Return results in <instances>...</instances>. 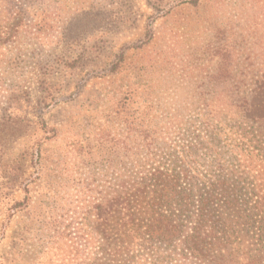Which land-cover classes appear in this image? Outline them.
<instances>
[{
	"label": "rangeland",
	"instance_id": "obj_1",
	"mask_svg": "<svg viewBox=\"0 0 264 264\" xmlns=\"http://www.w3.org/2000/svg\"><path fill=\"white\" fill-rule=\"evenodd\" d=\"M90 1L64 3L89 6ZM109 1L96 2L97 12L86 21L87 28H77L83 31L84 54L73 68L57 63L59 57L75 53L73 47H49L40 59L32 57L23 67L0 62L5 83H21L31 91V98L14 94L9 109L6 96H0V264H71L65 246L54 254L48 238L53 232L39 222L45 220L46 225L54 214V225L62 230L58 229L59 243L68 241V231L81 236L79 227L94 225L103 199V179L111 197L115 177L131 170L127 157H134V146L141 143L148 126L162 129L173 123L181 128L185 143L196 144L193 171L200 177L195 187L201 191L214 188L220 173L212 150L222 152L226 167L234 157L225 152L223 143L208 142L213 132L201 112L224 108L230 97L228 78H242L250 57L259 53L258 59L264 61V0H206L199 7L184 4L168 12L154 11L146 0ZM160 1L164 6L168 0ZM134 42L140 47L130 50L126 60L114 58L117 49ZM230 51L235 65L228 71ZM46 54L50 59L44 60ZM38 60L51 65L48 79L59 89L58 100L43 109L56 132L39 130V111L27 104L36 96ZM138 65L143 67L140 72L132 69ZM7 114L16 121L14 127L24 122L26 130L6 140L2 120ZM249 132L251 138H240L241 146L250 152L242 157H256L264 149L262 132ZM174 143L164 150L156 141L153 152L166 157ZM19 157H34L32 164L27 161L25 175L31 209L7 221L9 195L16 200L24 197L20 189L9 194L8 188L13 175L8 164ZM102 160L108 164L105 177L101 176ZM25 229L29 233L23 249L14 253L12 242ZM252 231L260 233L256 227ZM246 239L247 259L261 255L264 261V231Z\"/></svg>",
	"mask_w": 264,
	"mask_h": 264
},
{
	"label": "trees",
	"instance_id": "obj_2",
	"mask_svg": "<svg viewBox=\"0 0 264 264\" xmlns=\"http://www.w3.org/2000/svg\"><path fill=\"white\" fill-rule=\"evenodd\" d=\"M64 1L0 0V62L23 67L32 57L40 59L49 47H73L77 48L75 53L58 56L57 62L64 69L73 68L74 62L84 54L80 45L84 40L83 31L77 28H87L86 21L97 12L96 2L108 4L110 1L92 0L89 6L69 7ZM205 1L168 0L164 6L160 0H146V3L154 11L168 12L184 4L199 7ZM138 47L140 44L135 42L124 44L115 51L114 58L126 60L128 52ZM258 57H261L259 53L250 57L243 67L242 78H228L230 97L223 109L201 112L205 125L213 132L208 142L223 143L225 152L234 155L226 167L227 159L222 152L212 150L214 166L220 171L214 188L201 191L195 187L200 180L193 171L196 144L185 143L178 125L169 123L162 129L148 126L141 143L134 146V157H127L131 170L119 172L115 177L111 197H107L106 179H103V199L94 225L87 223L79 227L83 230L81 236L68 231V241L59 243L57 238L62 230L54 225V214L46 225L45 220L39 222L53 232L48 238L54 254L63 245L71 264H264L261 255L247 259L249 241L246 239L264 231V149L262 153L259 150L256 157L250 154L242 157V153L250 152L241 146L240 139L242 136L251 138L248 133L254 129L262 132L264 139V61ZM227 58L230 71L235 65L233 51ZM47 59L50 58L46 54L44 60ZM38 62L36 96L27 104L39 111V130L56 132V127L45 119L43 109L58 100L59 89L48 79L52 74L51 65L43 60ZM142 68L140 65L132 67L137 72ZM214 79L210 81L213 83ZM14 94L31 98V91L25 85L8 84L0 77V96H6L7 109L11 107ZM12 123L16 121L9 114L5 115L2 129L6 140L26 130L24 122L17 127ZM134 135L137 139V130ZM156 141L164 150L170 142H175L173 152H166V157H156L158 154L153 152ZM29 159L32 164L34 157ZM29 159L19 157L16 163L8 164L13 170L8 183L9 194L18 188L24 197L16 200L9 195L10 205L5 206L7 221L18 212L30 213V189L25 177ZM100 163H103L101 176L105 177L108 164L103 160ZM253 227L260 233H254ZM27 233L28 229L21 230L18 240L12 242L14 253L23 249Z\"/></svg>",
	"mask_w": 264,
	"mask_h": 264
}]
</instances>
